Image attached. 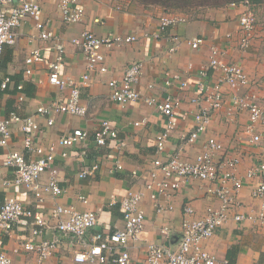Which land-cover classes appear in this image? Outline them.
<instances>
[{
	"label": "crops",
	"instance_id": "crops-1",
	"mask_svg": "<svg viewBox=\"0 0 264 264\" xmlns=\"http://www.w3.org/2000/svg\"><path fill=\"white\" fill-rule=\"evenodd\" d=\"M36 1L41 5L43 20L54 32L56 40L42 41L34 22L27 19L18 29L16 44L4 47L0 82L9 79V84L0 94V118H8L11 114L21 118L34 117L39 125V130L34 134L35 144L45 149L55 146L57 154L53 165L58 170L59 185L65 193L59 197L44 194L42 201L38 202L30 189L14 183L15 172L6 166L8 153L16 150L29 160L37 158V154L26 149L25 134L20 124L16 123L11 127L8 146L0 148V209L12 197L18 199L25 208L42 213L48 221L50 212L57 206L94 212L99 218L98 226L89 231L86 237L89 240L104 231L124 229L122 209L119 203L111 204L112 198L120 201L129 191L143 193L141 208L146 218L144 231L137 240L129 242L127 250L131 264H146L149 244H163L171 251L177 248L182 236L183 211L186 206H191L196 216H203L209 207L219 208V201L210 192L214 185L191 179L181 180V187L175 192L170 191L169 199L159 197L158 203L165 209L156 211L157 201L152 199L147 184L152 181V163L158 158L156 138L165 130L167 119L144 101L126 106L117 104L111 97L108 85L111 80L123 79L125 69L139 62L143 66V79L138 88L144 96L153 95L164 99L171 95L181 99L176 116L177 129L170 135L168 153L181 152L183 158L194 160L202 151L205 141L214 138L224 147L215 157L220 170H224L222 163L228 159H239L234 172L244 185L237 195L238 207L231 210L227 223L212 238L203 242V248L216 259L227 260L230 264H264V219H259L264 212V201L252 195L259 179H250L246 175L252 166L264 160V155L261 149L250 143L248 113L235 110L230 112L233 92L227 85L223 87L224 105L213 113L207 134L195 143L186 142L195 127L193 115L201 107L191 100L199 95V70L208 64L211 46H226L227 35L231 34L227 61L241 64L250 78L258 83L259 89L264 85V31L257 21L256 11L257 35L251 49L243 51L239 46L238 19L242 13L241 8H207L195 17L183 14L184 21L161 33L159 21L166 13L158 6L141 8L130 0H81L85 9L82 22L68 25L63 21L59 0ZM15 4H18L17 0ZM10 9L7 8L8 11ZM84 30L100 37L134 35L137 41L103 49L108 72H94L89 86L82 88V103L87 108L85 116L59 114L54 117V125L48 126L47 119L39 115L37 109L51 102L65 101L69 94L68 89L61 90L50 84L48 63L54 60L56 44H63L66 59L63 75L80 81L81 76L87 72V60L72 43V39ZM196 37H204L206 41L198 50H193L189 41ZM173 47L176 49L171 52ZM34 49L42 52L43 60L34 66L33 74L27 76L24 71L25 59ZM209 74L211 84L222 76L218 70H211ZM173 75L178 76V79L173 86H167L166 79ZM183 81L189 83L186 90L180 88ZM150 85H154V88L149 89ZM202 105L207 106L206 103ZM106 119L117 130L118 139L106 148H99L94 142V134ZM75 129L86 131L88 142L82 147H61L60 138ZM63 152H67L68 156L62 157ZM92 164L99 166L96 172L87 178H80V172ZM117 164L122 169H118ZM48 178V174L43 175L41 182L46 183ZM157 179H161L160 174ZM166 206L173 208L168 211ZM237 213L251 215L253 219L237 223L233 219V214ZM31 227L32 220L23 218L9 233L0 228V253L7 254L12 264H100L91 261L75 262V254L84 248L72 236L45 229L38 238H34L31 236ZM164 229L168 231L167 235L161 233ZM46 239H57L59 247L49 259L40 263L37 254L25 251L23 244Z\"/></svg>",
	"mask_w": 264,
	"mask_h": 264
},
{
	"label": "built area",
	"instance_id": "built-area-1",
	"mask_svg": "<svg viewBox=\"0 0 264 264\" xmlns=\"http://www.w3.org/2000/svg\"><path fill=\"white\" fill-rule=\"evenodd\" d=\"M98 1V0H93ZM0 0V70L3 64V51L5 46H13L18 40V29L27 20L34 22L35 28L39 32V37L44 42L56 40L54 32L43 20V9L36 0ZM232 8H241L242 13L239 21V46L241 50L248 51L253 45L257 35L258 23L256 21L254 5L248 0L239 3H231ZM11 7L8 11L7 8ZM59 7L62 11L63 21L68 25H75L82 22L85 9L81 0H59ZM185 20L183 14L169 13L161 17L159 30L164 32L167 28L177 25ZM96 22H99L97 20ZM159 37V34L156 35ZM228 44L226 46L213 45L210 48V59L207 65L200 67L198 84L199 95L191 100L193 104L201 106L193 115L195 127L186 138L187 143H195L208 131V126L212 120V115L220 110L225 101L223 87L227 85L232 90L230 100V112H246L249 117L247 131L251 134L250 143L252 146L261 149L264 155V85L258 88V83L250 78L241 64L227 61L232 35H227ZM137 41L134 35L123 36L114 35L112 37H100L91 31H82L72 39V43L77 46L87 60V72L81 76L80 81L63 75L66 67L65 46L56 44L54 60L48 63L49 82L51 85L61 90H69L65 101H55L47 105H42L37 109V113L47 119L48 126H53L57 115L69 114L83 117L87 114V108L82 103V88L89 86L92 74L98 72L104 74L108 72L106 57L103 49L131 44ZM204 37H196L189 41L193 50H198L205 43ZM176 47L171 48L174 52ZM43 60L42 52L34 49L25 59V74H33L34 66ZM143 66L139 62L132 63L126 70L123 79L111 80L112 99L121 106L144 101L150 107L155 108L167 119L166 128L156 138V153L158 158L153 161L154 172L152 181L147 184L151 191V197L157 201V212L165 209L159 202V197L170 198V191H176L181 187V180H201L209 182L214 186L210 192L219 201V208L209 207L203 216H196V212L191 206L184 209L185 217L182 222V236L174 251L169 250L165 245L151 243L148 246V258L146 264H230L227 260H218L203 248V242L212 238L231 217L232 209L238 207L237 195L243 188V181L234 172L238 166L239 159L232 158L223 162L220 170L215 162L218 152L224 147L214 138L205 141L202 151L194 160L185 159L181 152L168 153L167 144L171 133L177 129V112L181 104V99L171 95L162 99L158 96H144L139 90V85L143 79ZM218 70L222 73L218 81L211 84L210 71ZM178 76H169L165 84L173 86ZM9 84V79L0 82V94L4 92ZM189 83L181 82L180 88L186 90ZM150 85L149 89H153ZM246 92V93H245ZM206 103L204 107L202 104ZM20 124V128L25 134V147L29 152L37 154L36 159H27L20 151H11L6 158V166L15 172L14 183L30 189L41 202L44 194H51L59 197L65 190L59 185L58 170L53 165L56 159V148L54 145L45 149L43 146L35 144L34 134L39 130V125L34 117L21 118L16 114H11L8 118H0V148L7 147L11 139V127ZM139 125V124H136ZM262 129V130H261ZM88 133L82 129H75L67 133L59 140V145L63 148L82 147L88 142ZM118 132L106 119L101 122L99 129L94 134V142L99 148H106L112 142L117 141ZM62 157H67V152L61 153ZM98 165L92 164L80 172V178H87L93 175L98 169ZM118 169L122 166L117 164ZM48 174L46 183H42L43 175ZM136 174V173H135ZM161 179H157V175ZM247 177L258 178V184L253 188L252 195L256 199L264 201V160L258 162L247 171ZM1 181V176H0ZM6 184L7 182H3ZM8 184V183H7ZM143 193L129 191L126 197L120 201L112 198L111 204H120L123 212L125 227L123 230L104 231L92 236L89 240L86 237L89 231L98 226V216L91 211L80 212L73 207L57 206L50 212V221L37 211L27 209L16 198H8L0 209V228L9 233L14 226L23 218L32 220L30 229L31 236L38 238L45 229L57 230L67 236H72L83 245V250L75 254V262L85 263L88 261L99 262L100 264H131V257L127 246L131 240H137L144 231L146 222L145 213L141 208ZM172 210V206L167 207ZM264 208V206H263ZM233 219L237 223L251 220V215L233 214ZM259 219H264V212ZM162 234L167 235L164 229ZM57 239H46L38 242L28 241L23 244L27 252H35L40 263L49 259L58 249ZM0 264H12L11 258L0 253Z\"/></svg>",
	"mask_w": 264,
	"mask_h": 264
},
{
	"label": "trees",
	"instance_id": "trees-1",
	"mask_svg": "<svg viewBox=\"0 0 264 264\" xmlns=\"http://www.w3.org/2000/svg\"><path fill=\"white\" fill-rule=\"evenodd\" d=\"M145 7L158 6L165 10L179 11V13H190L195 9L219 8L229 6L231 3H239L245 0H135ZM259 2L264 0H248ZM256 6L255 4H253ZM174 13V12H171Z\"/></svg>",
	"mask_w": 264,
	"mask_h": 264
},
{
	"label": "rangeland",
	"instance_id": "rangeland-1",
	"mask_svg": "<svg viewBox=\"0 0 264 264\" xmlns=\"http://www.w3.org/2000/svg\"><path fill=\"white\" fill-rule=\"evenodd\" d=\"M133 4H135V5H138V6H140L141 8H149V7H145L144 5H142V4H139L137 1H135V0H130ZM253 4H255L256 5V9H255V11H256V15H257V17H258V19H257V21H259V24L261 25V27H262V31H264V2H262V1H259V2H253ZM162 8V7H161ZM207 9V8H206ZM162 10H164V12L166 13V14H169V13H171V12H174V13H176V14H179V11H172V10H165V9H163L162 8ZM202 10H204V9H195V10H193V11H191L190 13H187V14H185L184 13V15H186L187 17H195V16H197L198 14H199V12H201ZM183 14V13H182Z\"/></svg>",
	"mask_w": 264,
	"mask_h": 264
}]
</instances>
